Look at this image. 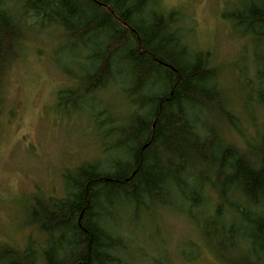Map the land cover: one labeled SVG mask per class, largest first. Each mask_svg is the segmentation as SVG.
<instances>
[{"label": "trees", "instance_id": "obj_1", "mask_svg": "<svg viewBox=\"0 0 264 264\" xmlns=\"http://www.w3.org/2000/svg\"><path fill=\"white\" fill-rule=\"evenodd\" d=\"M225 18L255 48L249 121L210 55L187 44L180 13L159 0H0V84L28 34L53 29L65 41L58 54L81 67L79 76L63 67L77 84L61 97L93 104L119 86L133 111L97 117L104 154L115 158L67 172L62 198L36 194L27 225L37 237L23 249L0 242V264H130L115 210L179 200L206 210V247L225 264H264V0H236Z\"/></svg>", "mask_w": 264, "mask_h": 264}, {"label": "rangeland", "instance_id": "obj_2", "mask_svg": "<svg viewBox=\"0 0 264 264\" xmlns=\"http://www.w3.org/2000/svg\"><path fill=\"white\" fill-rule=\"evenodd\" d=\"M159 1L163 12L180 13L182 30L191 32L187 44L210 55L212 67L220 73V86L236 112L249 121L243 105L252 92L248 81L255 76V48L225 18L234 11L236 0ZM64 46L56 30L28 34L20 57L0 84V242L17 249H23L30 237H37L35 229L27 225L36 194L62 198L67 172L94 162L105 165L115 158V153L104 154L97 117L104 119L107 114V119L121 121L133 112L119 86L94 96L93 104L89 97L83 102L63 99L61 93L77 84L63 67L81 74L74 59L58 54ZM99 112L103 114L96 115ZM260 121L264 123V114ZM188 210L196 219L187 215ZM115 215V233L132 242L130 264H225L206 247L202 229L206 210L192 209L187 201L139 210L119 207ZM191 244L200 247V255Z\"/></svg>", "mask_w": 264, "mask_h": 264}]
</instances>
